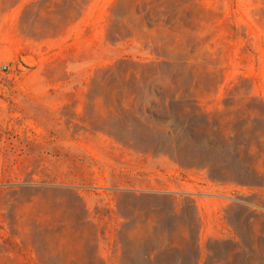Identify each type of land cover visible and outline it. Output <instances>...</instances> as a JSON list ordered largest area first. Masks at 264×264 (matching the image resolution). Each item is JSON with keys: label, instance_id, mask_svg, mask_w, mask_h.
Instances as JSON below:
<instances>
[{"label": "rangeland", "instance_id": "obj_1", "mask_svg": "<svg viewBox=\"0 0 264 264\" xmlns=\"http://www.w3.org/2000/svg\"><path fill=\"white\" fill-rule=\"evenodd\" d=\"M0 264H264V0H0Z\"/></svg>", "mask_w": 264, "mask_h": 264}, {"label": "built area", "instance_id": "obj_2", "mask_svg": "<svg viewBox=\"0 0 264 264\" xmlns=\"http://www.w3.org/2000/svg\"><path fill=\"white\" fill-rule=\"evenodd\" d=\"M3 69H6V67H5V66H3Z\"/></svg>", "mask_w": 264, "mask_h": 264}]
</instances>
